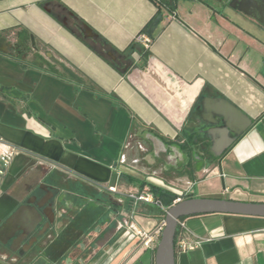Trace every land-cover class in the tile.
Returning <instances> with one entry per match:
<instances>
[{
    "label": "crops",
    "instance_id": "1",
    "mask_svg": "<svg viewBox=\"0 0 264 264\" xmlns=\"http://www.w3.org/2000/svg\"><path fill=\"white\" fill-rule=\"evenodd\" d=\"M161 1L0 0V131L37 137L58 157L0 136L21 149L0 176V246L57 250L33 262L0 255V264H154L155 248L128 227L150 231L163 217L154 204L133 208L127 193L145 186L177 194L191 184L192 197L264 201V0L243 10L226 0H166L174 19ZM158 13L141 51L136 38ZM76 20L115 50L128 48L116 53L121 66L132 64L127 73L68 29ZM215 98L254 122L222 157L211 137L218 150L231 135L216 123ZM113 173L116 192L100 187ZM181 221L201 243L177 251L175 264H264V217Z\"/></svg>",
    "mask_w": 264,
    "mask_h": 264
},
{
    "label": "water",
    "instance_id": "2",
    "mask_svg": "<svg viewBox=\"0 0 264 264\" xmlns=\"http://www.w3.org/2000/svg\"><path fill=\"white\" fill-rule=\"evenodd\" d=\"M247 0H226L228 6L233 8H239L243 10V6L246 5ZM162 20V14L159 13L150 23L147 34H152L158 24ZM65 23V21H63ZM81 32L84 38L97 39L98 35L87 24H81ZM32 44H34L33 38H31ZM107 56L116 60V51L107 50ZM131 63H126L121 66V72L127 73L131 67ZM221 105L216 116L219 118L216 123L222 127L224 132L231 135V139L228 144L219 147L216 150L215 138H212L211 150L219 157L227 152L235 142H237L253 125L254 122L246 116L240 109L233 104L227 102L223 98H215ZM0 136L4 139L29 149L39 152L45 156L53 159H58L57 156L50 153V145L43 146V141L30 134H26L23 142L6 137L1 131ZM152 141L157 151V156L163 160L169 158L166 149L161 147V143L155 137H152ZM43 146V147H42ZM221 171V169H220ZM116 173H113L110 179V184L114 185L116 181ZM97 181H107V179L95 178ZM208 213H221V214H235L253 217H264V201H240L231 198H219V197H187L183 198L167 207L164 214V226L161 231L160 238L154 252V264H175V250H174V237L178 226V221L182 217H188L196 214H208Z\"/></svg>",
    "mask_w": 264,
    "mask_h": 264
},
{
    "label": "built area",
    "instance_id": "3",
    "mask_svg": "<svg viewBox=\"0 0 264 264\" xmlns=\"http://www.w3.org/2000/svg\"><path fill=\"white\" fill-rule=\"evenodd\" d=\"M160 4L165 10V15L167 18L169 19L176 18V14L172 9L164 5L162 2ZM136 41L143 50H147L151 43V36L145 32H141L137 36ZM0 144L2 146L0 147V176H3L11 160L16 154H18L21 151V149L18 146L8 142H4L1 139H0ZM124 161H125V157L122 156L120 158V162L123 163ZM190 186L191 184L187 186L184 190L178 191L172 204L183 199L184 195L189 194ZM100 187H103L110 192H116L115 184L112 185L109 183V184H105V186L100 184ZM127 194L132 201L133 208L134 206H136L137 203L145 202V203L154 204L160 207L161 209H163L164 211H166L167 209L166 207L162 206L161 202L157 198L154 197L149 186H145L137 191H133V192L130 191ZM163 226H164V216L161 218L159 223L150 231L140 230L132 222H130L128 225V227L133 231V234L136 237H138L139 240L141 241V245H143L144 247H152V248H156ZM188 233L189 231L185 227L184 223L181 221V219H179L177 230L174 237L175 253L177 251L184 252V251L192 250L197 246H199V244L201 243V240L199 239L191 240L189 238Z\"/></svg>",
    "mask_w": 264,
    "mask_h": 264
},
{
    "label": "trees",
    "instance_id": "4",
    "mask_svg": "<svg viewBox=\"0 0 264 264\" xmlns=\"http://www.w3.org/2000/svg\"><path fill=\"white\" fill-rule=\"evenodd\" d=\"M162 3L171 9V6H170L171 4L169 2H167L165 0ZM151 22H149L145 26V28L143 29V32L147 33V29H148ZM79 23H80V20H76V22H72L71 24L67 25V27L74 35H76L86 45H88L92 50H94L97 54H99L111 66L115 67L118 71H121V64H122V63H120L121 61H118V60L114 61V60L110 59L107 56L106 51L111 49V50L116 51V53L123 55L126 53L128 48H125L124 50H115L109 44V42H107L104 38H102L100 36L97 39L84 38L82 35V32H81V28L79 26ZM150 36H152V34H150ZM142 50L143 49L141 48V51ZM150 190H151L152 194L154 195V197L157 198L161 202L162 206L166 207V208L172 204L173 200L176 197V194H174L168 190L158 188L156 186H150ZM184 196H185V198L192 197L191 194H187ZM158 208H159L158 213L164 216L165 211L163 209H161L160 207H158ZM183 218H185V217H182L181 219H183Z\"/></svg>",
    "mask_w": 264,
    "mask_h": 264
},
{
    "label": "flooded vegetation",
    "instance_id": "5",
    "mask_svg": "<svg viewBox=\"0 0 264 264\" xmlns=\"http://www.w3.org/2000/svg\"><path fill=\"white\" fill-rule=\"evenodd\" d=\"M152 135L150 132L144 133V138L147 140L150 144H152ZM201 147L202 145L199 144ZM156 154V152H154ZM78 178V177H77ZM96 184V183H95ZM94 184V185H95ZM39 185V184H37ZM51 189H54L53 186H50ZM80 233H78L79 236ZM19 243L15 241L9 248H4L2 245L0 246V252L3 254H6V256H9L10 260L18 262V261H30L33 262L35 260L44 258L46 256H53L54 252H56V248L53 246H48V244H40L37 241H26L22 242L21 245H18Z\"/></svg>",
    "mask_w": 264,
    "mask_h": 264
},
{
    "label": "rangeland",
    "instance_id": "6",
    "mask_svg": "<svg viewBox=\"0 0 264 264\" xmlns=\"http://www.w3.org/2000/svg\"><path fill=\"white\" fill-rule=\"evenodd\" d=\"M0 255L4 256V257H5V259H7V260H10L9 256H5L6 254H5V255H3V253H1V252H0ZM14 262H15V261H14ZM24 262H28V261H27V260H25Z\"/></svg>",
    "mask_w": 264,
    "mask_h": 264
}]
</instances>
